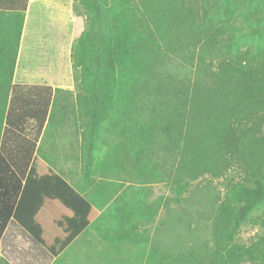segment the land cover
<instances>
[{
  "label": "trees",
  "instance_id": "trees-1",
  "mask_svg": "<svg viewBox=\"0 0 264 264\" xmlns=\"http://www.w3.org/2000/svg\"><path fill=\"white\" fill-rule=\"evenodd\" d=\"M9 1L14 11L9 27L11 39L15 38L8 52L10 76L0 78V85L8 89L12 88L29 4V0ZM77 1L88 18L87 27L73 40L71 57L74 68L80 69L82 75L92 74L87 75L92 79L87 85L84 81L83 90L85 94L94 92V99L88 96L84 103L89 106L86 115L96 125L95 130L107 107L106 97L118 90L127 94L121 93L127 103H142L144 107L138 105L140 108L152 111V116L168 127L171 143L178 142L176 179L220 176L229 168L231 157L240 159L250 170L264 169V0H253L247 11L240 8L243 2L237 0ZM233 17H240V23ZM240 25L246 27V33ZM171 57L193 68V77L179 78L170 73ZM209 57L218 59L215 69L209 67ZM7 97L8 94L4 106ZM14 100L13 96L7 110L0 107V241L14 218L46 245L30 224L32 213L28 216V209L26 214L23 211L24 196L30 193L33 178L39 180L35 181L38 197V192L55 195L64 188L88 208L91 204L58 174L50 172L38 177L29 169L37 138L49 115L51 93L46 104L42 99H30L24 108L17 109ZM52 114L51 110L50 117ZM33 117L37 120L33 139L8 140L9 132L16 133L21 129L19 123L24 125ZM145 125L143 131L151 137L152 121ZM87 133L89 129L84 131V137ZM25 150L29 155H24ZM262 193L257 190L241 212L230 208L217 219L215 247L208 264H241L245 255L253 254L251 247L235 242L233 229L238 224L233 221L238 223L249 213ZM88 219L67 236L62 248L82 231Z\"/></svg>",
  "mask_w": 264,
  "mask_h": 264
},
{
  "label": "rangeland",
  "instance_id": "rangeland-1",
  "mask_svg": "<svg viewBox=\"0 0 264 264\" xmlns=\"http://www.w3.org/2000/svg\"><path fill=\"white\" fill-rule=\"evenodd\" d=\"M41 1L47 3V9L33 12L25 34V40L37 44L36 48L28 45L24 51L34 68L53 65L62 68L57 73L68 72L73 77L76 97L75 93L65 95L68 104L64 111L72 112L78 106L75 117L79 116L84 139L80 175L83 182L102 187L88 195L97 193L103 198L106 193L107 199L102 227L98 224L92 229L88 244L79 247L81 253L71 254L73 261L67 256L64 264H208L215 247L217 219L230 208L241 212L259 189L263 190L261 200L238 223L233 221L238 224L233 236L236 243L253 249L241 264H264V169L250 170L240 159L231 157L229 168L220 176L176 179L178 142L171 143L168 127L158 122L152 111L140 108L142 103H127L121 95L126 93L118 90L106 97L107 107L95 130L96 125L86 115L89 106L84 103L94 99V92L85 94L83 90L84 81L90 83L92 74L82 75L73 66L71 49L65 56L61 50L66 38L74 40L87 27L88 17L77 0ZM237 1L243 2L240 8L246 11L253 2ZM233 18L240 23V17ZM240 28L247 32L244 25ZM217 62L208 58L212 69ZM169 64L170 73L179 78L193 77L194 69L179 59L171 57ZM117 83L122 87L120 80ZM151 121L154 131L147 137L143 129ZM87 129L90 133L84 137ZM25 261L23 264H30ZM0 264L10 263L0 256Z\"/></svg>",
  "mask_w": 264,
  "mask_h": 264
},
{
  "label": "crops",
  "instance_id": "crops-1",
  "mask_svg": "<svg viewBox=\"0 0 264 264\" xmlns=\"http://www.w3.org/2000/svg\"><path fill=\"white\" fill-rule=\"evenodd\" d=\"M45 5L47 3L41 0H29L12 73V88L8 89L7 85H0V107H6L7 110L10 106L9 101L13 96L17 109L19 106L24 108V103L30 99H42L44 104H46L51 93L49 115L43 123L37 138L29 169L31 168L38 177L50 175V172L58 174L81 197L89 201L91 208L83 205L76 195L64 188H60L55 195L44 196L38 192L40 195L38 197L35 193L38 189L36 182H39V180L37 177L33 178L34 182L31 183L32 186L28 190L30 193L24 196L26 208H23V211L26 214L25 209H28V216H31L32 213L30 224L46 245L33 238L14 218H11L0 241V256L4 257L10 264H23L25 260H28L30 264H64L67 256L71 257V254L76 252L81 253L82 250H79V247L88 244L87 236L92 229L97 227L98 224H101L99 229L102 227V214L106 209L105 206H107L106 193L103 198H99L97 193L93 195L87 194L89 191L93 192L95 189H102L101 185L87 184L83 182L80 175L81 168L84 167L82 159L84 139L79 116L75 117L78 114L75 108H78V106L76 105L75 108L71 109L72 112L64 111L68 104L66 102L68 98H65V95L69 96L70 93H75L76 91L73 77L71 78L68 72L65 75L57 73L62 68L53 67V65H47L49 69L34 68L31 61L27 59L26 51H24V47L28 45L32 48L34 47V50L36 48L37 44H32V46L31 41L28 43V39L27 41L25 40L26 29L31 26L30 23L34 18L33 12L37 11V9H47ZM48 6L50 7V3ZM13 12L10 9L9 0H0V78L10 76L8 52L12 51V42L15 37L11 39L12 31L9 27V21ZM13 29L15 30V26ZM28 30L30 33L32 32L31 28H28ZM8 37L9 39L5 41L4 39ZM72 42L73 38L70 36L69 39L66 38L64 41L65 44H62L64 48L61 50L64 56L66 51H69L70 54ZM66 46L68 47L67 50ZM49 50L51 51V48ZM48 87H51V90ZM6 94H8V97L4 106L3 100ZM74 96L76 97V93ZM51 110L53 114L50 117ZM77 120L79 121L78 123ZM22 124L19 123L21 129H18L16 133L14 130L9 132L8 140H15V138L33 139L36 136L37 120L34 117L27 119L24 125ZM5 125L6 119L3 122V129ZM28 149L30 151L29 147ZM24 153V155H29L26 150ZM74 179L78 180L73 182ZM80 208L82 211H80ZM87 217L89 218V223L62 248L61 245L67 236L84 223ZM26 261L25 263H27Z\"/></svg>",
  "mask_w": 264,
  "mask_h": 264
}]
</instances>
